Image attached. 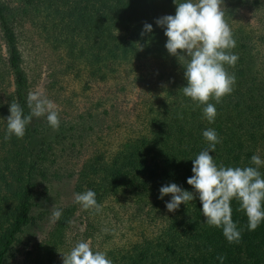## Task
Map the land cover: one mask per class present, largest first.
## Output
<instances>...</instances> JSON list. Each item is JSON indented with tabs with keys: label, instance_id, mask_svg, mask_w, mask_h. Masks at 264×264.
Returning <instances> with one entry per match:
<instances>
[{
	"label": "trees",
	"instance_id": "obj_1",
	"mask_svg": "<svg viewBox=\"0 0 264 264\" xmlns=\"http://www.w3.org/2000/svg\"><path fill=\"white\" fill-rule=\"evenodd\" d=\"M18 1L15 6L0 0V264H17L21 247L26 248L24 264H54L77 212L87 222L109 199H124L145 216L158 213L162 221L155 236L107 252L113 264H219L220 255L226 257L224 264H264V223L248 231L238 201L231 202L232 219L242 237L229 243L221 229L204 223L198 196L175 212L165 207L170 194L158 199L160 187L172 182L193 191L186 183L193 175L188 159L207 147L205 129H215L220 138L210 153L217 164L248 166L253 154L264 159V63H259L251 38L240 29L232 32L236 47L231 51L238 61L225 67L235 74L236 83L220 103L210 99L217 115L209 123L202 106L183 95L184 69L165 49L167 38L155 24L157 18L175 14L173 0ZM33 15L42 18L56 43L91 75L107 77L103 70L112 74L124 66L150 62L166 73L162 98L149 110L148 133L127 141L110 159L95 155L75 173V193L93 190L101 210L73 203L57 208L62 216L55 222L51 189L61 173L54 162L58 153L76 154L72 140L83 130L74 132L72 126L54 130L46 121L33 119L23 138H6L10 103L29 112L30 88L17 32ZM145 23L152 24L153 31L142 36ZM260 171L264 173V167ZM45 228L46 235L39 237Z\"/></svg>",
	"mask_w": 264,
	"mask_h": 264
},
{
	"label": "rangeland",
	"instance_id": "obj_2",
	"mask_svg": "<svg viewBox=\"0 0 264 264\" xmlns=\"http://www.w3.org/2000/svg\"><path fill=\"white\" fill-rule=\"evenodd\" d=\"M6 1L15 6L19 2ZM220 6L231 31L240 29L251 38L259 63H264V0H222ZM42 24V18L33 15L17 32L30 92H40L54 103L60 126H72L74 132L78 128L83 130L72 140L76 144L73 157L57 152L54 168L61 175L51 189L52 205L57 209L74 203L75 173L89 159L97 154L110 159L127 141L148 133L149 110L162 98L165 72L150 62L124 66L112 74L103 70L107 77L104 73L91 75L88 67L69 57L66 49L56 43L51 30H45ZM38 119L46 121L43 117ZM80 213L77 212L70 224L65 249L54 264H63V254L81 240L89 242L94 250L106 253L128 249L144 237L155 236L162 222L160 214L142 215L124 199H109L102 212L87 222ZM47 231L45 228L39 237ZM25 253L26 248L21 247L17 264L25 263Z\"/></svg>",
	"mask_w": 264,
	"mask_h": 264
},
{
	"label": "clouds",
	"instance_id": "obj_3",
	"mask_svg": "<svg viewBox=\"0 0 264 264\" xmlns=\"http://www.w3.org/2000/svg\"><path fill=\"white\" fill-rule=\"evenodd\" d=\"M176 5L174 15H165L155 20L166 36L165 49L176 57L184 69L186 84L182 93L201 107L202 116L209 123H214L217 110L214 103L233 91L236 83L234 73L230 74L227 66H235L238 56L231 50L236 41L229 24L224 19L221 8L222 0H173ZM153 25L145 23L141 35L151 33ZM29 112L24 113L19 103H10V115L5 119L6 138H23L26 128L33 119L45 118L49 127L57 130L60 126L59 113L54 103L40 92H29L27 96ZM202 136L207 147L201 150L192 162V173L186 183L193 191L184 189L174 182L162 185L158 199L165 201L168 212L178 211L181 204L187 205L197 196L202 205L200 209L205 222L222 230L229 243L239 242L242 230L232 219L231 202H239V211L247 217L248 231H255L264 223V159L253 154L248 166H225L217 164L214 156L216 145L220 143L218 133L213 128L205 129ZM74 203L85 210L99 212L100 205L96 193L88 189L74 194ZM59 221L62 210L52 213ZM226 257H217L219 264H224ZM63 264H113L106 252L94 250L89 242H77L67 254H63Z\"/></svg>",
	"mask_w": 264,
	"mask_h": 264
}]
</instances>
